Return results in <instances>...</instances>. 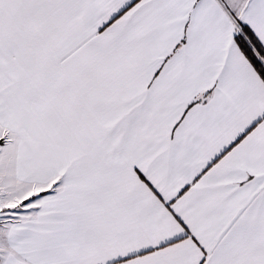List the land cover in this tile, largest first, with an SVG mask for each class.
Instances as JSON below:
<instances>
[{"label": "snow or ice", "instance_id": "snow-or-ice-1", "mask_svg": "<svg viewBox=\"0 0 264 264\" xmlns=\"http://www.w3.org/2000/svg\"><path fill=\"white\" fill-rule=\"evenodd\" d=\"M0 264H264V0H0Z\"/></svg>", "mask_w": 264, "mask_h": 264}]
</instances>
